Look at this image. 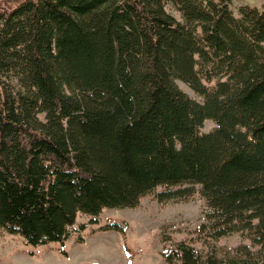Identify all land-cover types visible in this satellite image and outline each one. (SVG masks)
I'll list each match as a JSON object with an SVG mask.
<instances>
[{
	"label": "trees",
	"instance_id": "trees-1",
	"mask_svg": "<svg viewBox=\"0 0 264 264\" xmlns=\"http://www.w3.org/2000/svg\"><path fill=\"white\" fill-rule=\"evenodd\" d=\"M147 195L204 200L189 238H163L169 264H264V3L1 5L0 234L126 232L99 215ZM235 233L252 245L217 251Z\"/></svg>",
	"mask_w": 264,
	"mask_h": 264
},
{
	"label": "rangeland",
	"instance_id": "rangeland-1",
	"mask_svg": "<svg viewBox=\"0 0 264 264\" xmlns=\"http://www.w3.org/2000/svg\"><path fill=\"white\" fill-rule=\"evenodd\" d=\"M17 0H0V6ZM249 1L262 5L264 0H234L236 4ZM182 86L193 93L185 84ZM205 122L206 130L213 126ZM204 200L195 196L189 201L160 202L152 195L141 199L136 207L105 208L99 215L101 221L116 220L123 223L126 232L118 230H93L91 225L85 241L77 242L74 236L64 244L25 243L21 236L0 234V264H169L163 257L164 237L168 242L189 238L203 221ZM90 215L80 212L77 222L89 220ZM167 242V243H168ZM252 241L240 233L223 236L213 242L217 251L235 253L237 247ZM200 249L201 242L195 243ZM65 249L66 253L61 251Z\"/></svg>",
	"mask_w": 264,
	"mask_h": 264
}]
</instances>
